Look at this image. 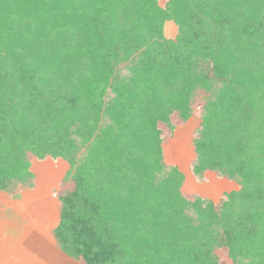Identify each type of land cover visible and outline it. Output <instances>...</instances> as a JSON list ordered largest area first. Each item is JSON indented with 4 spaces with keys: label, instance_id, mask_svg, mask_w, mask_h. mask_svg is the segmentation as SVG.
<instances>
[{
    "label": "trees",
    "instance_id": "trees-1",
    "mask_svg": "<svg viewBox=\"0 0 264 264\" xmlns=\"http://www.w3.org/2000/svg\"><path fill=\"white\" fill-rule=\"evenodd\" d=\"M176 28L163 34L165 22ZM194 111L191 173L162 159ZM64 160L53 239L84 264H264V0H0V191Z\"/></svg>",
    "mask_w": 264,
    "mask_h": 264
},
{
    "label": "rangeland",
    "instance_id": "rangeland-1",
    "mask_svg": "<svg viewBox=\"0 0 264 264\" xmlns=\"http://www.w3.org/2000/svg\"><path fill=\"white\" fill-rule=\"evenodd\" d=\"M165 2L166 0H157L160 7H162ZM163 34L166 38L174 37L176 34V28L172 22L168 21L164 23ZM170 121L172 125L171 129L164 125H159V129L162 132L161 153L163 161L167 165L176 167V169L182 173L184 180L181 186V191L186 198L192 199L194 196H198L211 201L213 204H218L222 195L225 192L235 190L237 185L232 181L217 177L208 172L204 173L202 179H196L192 175L190 168L191 162L194 158L192 138L193 133L199 124L197 111H194L192 116L185 122H181L176 116H171ZM29 161L31 164V170L34 174L32 186L29 188L18 189L17 198L0 191V203L6 205L8 202H18L22 197L21 192L26 189L32 191L38 199L48 196V204L52 202L53 198L55 228L58 223L59 215L58 196L61 194H67L73 189L71 181H63L68 165L62 159L50 157L38 160L29 156ZM38 203L43 204V206L46 205L44 201L43 203ZM43 206L37 208L39 211H35L33 214L35 213V216H37L41 211V213H44L42 215L49 216L51 211L46 210ZM53 244L55 248L65 256L64 258L69 261V264H84L81 261L76 262L72 260L57 248L55 242ZM216 255L219 259V264H230L224 249L217 250Z\"/></svg>",
    "mask_w": 264,
    "mask_h": 264
},
{
    "label": "crops",
    "instance_id": "crops-1",
    "mask_svg": "<svg viewBox=\"0 0 264 264\" xmlns=\"http://www.w3.org/2000/svg\"><path fill=\"white\" fill-rule=\"evenodd\" d=\"M21 196L18 202L0 203V264H69L53 244V198L48 204V196L38 199L29 189ZM43 201L44 206L38 203ZM41 206L49 216L33 214Z\"/></svg>",
    "mask_w": 264,
    "mask_h": 264
}]
</instances>
